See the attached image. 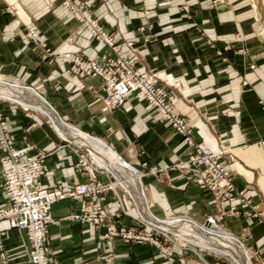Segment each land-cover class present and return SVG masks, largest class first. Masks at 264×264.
<instances>
[{
	"label": "crops",
	"instance_id": "obj_1",
	"mask_svg": "<svg viewBox=\"0 0 264 264\" xmlns=\"http://www.w3.org/2000/svg\"><path fill=\"white\" fill-rule=\"evenodd\" d=\"M80 1L120 48L133 44L138 70L157 74L167 84L187 133H176L137 95L120 108L100 112L103 81L77 77L62 55L92 59L107 49L91 40L56 0H0V87L5 84L0 114L17 148L43 155L40 184L68 191L90 181L91 175L75 165L84 149L92 151L72 133L101 142L140 177L139 188L127 192L133 207L121 199L126 188L114 186L109 172L93 173L95 182L111 184L120 199L109 190L103 195L113 213L104 227L67 219L80 214L86 200L55 203L45 245L50 264H201L196 248L162 243L158 235L153 237L163 250L133 238L108 239L106 228L114 224L137 233L141 226L133 218L146 215L153 226L190 242L195 228L213 225L205 215L215 205L214 216L229 234L226 240L240 247L249 264H264V40L252 36L253 0H229V5L220 0ZM30 29L38 41L28 38ZM23 88L47 98L66 126L41 111L42 102ZM197 144L225 150L219 162L235 189L249 199L246 207L234 202L237 214L201 188L192 213V202L182 206L190 190L176 168L186 165ZM7 203L0 170V209ZM28 251L25 232L0 221V264H29Z\"/></svg>",
	"mask_w": 264,
	"mask_h": 264
},
{
	"label": "built area",
	"instance_id": "obj_2",
	"mask_svg": "<svg viewBox=\"0 0 264 264\" xmlns=\"http://www.w3.org/2000/svg\"><path fill=\"white\" fill-rule=\"evenodd\" d=\"M56 1L70 11L73 19L89 33L91 40L107 49V52L98 54L92 59H84L75 53H66L62 56L68 61L70 70L77 77L98 78L103 81L105 94L101 99L100 112L109 113L111 110L120 108L132 95L141 96L148 106L158 112L161 120L169 124L176 133L185 135L186 126L174 112V96L166 88L167 84L159 81L157 74H147L137 69L133 44L128 42L126 50H123L82 6H78L73 0ZM28 38L39 40L37 32L31 29ZM84 150L85 155L79 156L75 168L77 171L91 175L88 183L68 191L61 188H44L39 182L44 170L43 155L32 153L30 147L17 148L0 114V170L3 176V190L8 202L6 208L0 209V221H6L11 229L25 232L29 245V264H50L45 245L49 236L48 228L53 223L51 208L55 203L67 199L87 201V207L80 214H72L68 217L72 222L98 228L104 227L111 219L113 213L104 204L103 195L108 190L114 193V190L111 184L105 186L95 182L93 174L108 172L98 167L92 161L90 153ZM224 154L223 149L214 152L205 145L197 144L193 146L186 162L189 167L200 169L202 186L213 193L217 199L223 200L227 206L232 204V211L237 214L234 202L246 207L249 199L245 191L235 189L229 175L220 164L219 158ZM115 197L118 201L120 200L116 194ZM130 202L132 203V200ZM122 212L129 216L127 212L123 210ZM133 220L140 226H147L141 222V217L133 218ZM148 225L152 227H148L149 231L155 234L149 233L142 236L113 224L106 228L105 236L108 239L133 238L163 250L153 235L160 234L165 240L171 242V234L157 229L150 223Z\"/></svg>",
	"mask_w": 264,
	"mask_h": 264
},
{
	"label": "rangeland",
	"instance_id": "obj_3",
	"mask_svg": "<svg viewBox=\"0 0 264 264\" xmlns=\"http://www.w3.org/2000/svg\"><path fill=\"white\" fill-rule=\"evenodd\" d=\"M73 2L75 4H77L78 6H80V7L82 6L84 8V10H86L87 13L92 17V19L95 20V21H97V18H94V16L92 15V12L86 6V4H85L86 2L80 1V0H73ZM253 2L256 5V19H254V18L252 19V24H253V33H252V36L255 37V38H259V39H263L264 40V34H263L264 33V5H263L264 0H253ZM219 4L220 5H225V4L226 5H229L230 3H229V0H220V3ZM76 23L78 24V22H76ZM108 36L111 37V38H113L109 34H108ZM3 85H5V84H3ZM3 85H1L0 89H3L4 88ZM92 153H93V157L96 159V156H95L94 151ZM100 157H101V160H102L104 156H102L100 154ZM100 157H99V159H100ZM96 162H97V160H96ZM99 166H101L102 168L106 169V171L109 172L116 179V181L113 180L114 186H119L121 188L120 190H122L123 187L126 188L125 189L126 191H123V192L120 193L121 199L124 200V201H126V202H130L131 201L130 195L127 192H128V190L131 189V187H129L126 184H122L118 180L119 178L116 177L117 175L115 173H113L111 170H108L103 165H99ZM187 167H189V166L188 165L187 166H185V165L180 166V164H179L178 167L176 168V170L181 174L180 176H182V178H180V179H184L186 181V185L188 186V190H190L189 194H186V195H183L182 196V200H181L182 202H181V204H182V206H184V204H186L185 202H188V203L189 202L190 203L192 202V205L190 204V207L188 209L192 213V211H194V209L197 207V203L195 202V200H196V194L198 195V193L200 192V188L201 187L203 188V186H202V184L200 182L201 175H197V172H194V173H196V175H193V174H190V173L188 174ZM143 168H145V166H143ZM189 168H191V169H198L199 170V168H195V167H192V166H190ZM133 170L135 172V175H134L135 178H132V182H134V179H135L138 182V185H139L140 184V177L137 174V170H135V169H133ZM149 171L151 172L152 170L149 169ZM203 189H205V188H203ZM207 192H209V191H207ZM209 193H211V192H209ZM211 194L213 195V197L211 196ZM211 194H209L210 197L211 198H214V201L217 200V197L213 193H211ZM231 205L232 204L228 205L227 207H229L230 210L232 211ZM234 209L237 212L240 210V209H238V207H236V205H235ZM216 210H217V208H216V205H215V211ZM132 211L135 212L134 209ZM144 216H146V215H143L142 216V218L144 220L141 218V222L147 224V226H142L141 225V228H138V231L135 234H138V235L141 234L142 236L143 235H146V234H149V233H154L155 234V232L149 231L148 227L149 228H152V227L150 225H148L150 222H148V220L145 219ZM205 216L206 217H212L217 226L211 225V226H208V227H206L204 229L203 228H199V229L198 228H195V230L197 231L196 233H204L205 232L206 234L208 233V235L212 234V232H214V233H220L223 239H228V240L230 239L229 238V234H226V233H223L222 232V231H225V232L228 233V231H226L224 229V227L220 225V223L218 222V220L215 218L214 214L211 215V214L207 213ZM67 219H68V217H67ZM187 219L191 220V218H187ZM208 228H210V229H208ZM218 229H220L221 232H219ZM157 235L158 236H161V238H162L161 242L163 243L164 240H165L164 237L162 235H160V234H156V236ZM170 240H171V242H169V241H167V242L172 243V245L175 246V247L177 245V246H179L181 248L189 249V250L190 249L192 250V249H195L196 248V250L199 251L197 253V257H199L198 260H199V262L201 264H204V262L202 260H206V261H208L210 263H213L214 262V263H220V264H238L231 256L224 255V254H222L220 252H217L215 250H206L204 248H199L200 246L199 247H197V245L195 246L194 244L191 243V241L189 242L187 239H186V242H185V241H183L181 239H178L177 237L171 235L170 236ZM156 241L159 242L157 239H156ZM159 244H160V242H159ZM250 261H251V259H250ZM251 263H252V261H251Z\"/></svg>",
	"mask_w": 264,
	"mask_h": 264
},
{
	"label": "bare ground",
	"instance_id": "obj_4",
	"mask_svg": "<svg viewBox=\"0 0 264 264\" xmlns=\"http://www.w3.org/2000/svg\"><path fill=\"white\" fill-rule=\"evenodd\" d=\"M69 13H70V11H69ZM70 15L73 18L71 13H70ZM22 91L27 92V93L32 94V95L34 94L36 96V98H38L42 102L38 106L39 109H41V111L44 110L48 114V116H50L51 118L54 119V117L52 115V113H53L56 116V118L60 121V123L64 126H66L60 120V118L58 117V115L54 111L53 107L51 106V104L47 98H45L43 95L31 90L30 88H23ZM37 103H39V102H37ZM104 114H106V113H104ZM71 135L75 138V140L78 143L88 147L92 152L94 151L96 159L93 157V155H92L93 153L90 155H91V159L94 163L97 160V162L95 164L98 167L102 168L99 165H103L108 170H111L113 173H115L117 175L116 177L119 178L118 180L122 184H126L129 187H133L134 191H136L139 188L138 182L135 179H134V182H132V178H135L134 171L127 164H125L123 161H121L115 154L110 152L101 142L94 140V139H91L87 136H83L82 134H79V133H72ZM99 153L102 156H104L102 159L103 161L101 160ZM99 157H100V159H99ZM185 164L187 165V162ZM102 169H104V168H102ZM104 170L106 171V169H104ZM187 172H188V174L189 173L192 174L194 172H197V175L201 174L200 169L199 170L198 169H191L189 167H187ZM194 174L196 175V173H194ZM111 187H112V185H111ZM203 188L201 187L202 190L206 191V189H203ZM207 193H209V192H207ZM209 194H211V193H209ZM211 196L213 197L212 194H211ZM214 212H215V208H213L211 215H213ZM205 221H208V222L212 223L213 225H216V223L214 222L212 217H206ZM204 225L206 227L209 226V224L207 222ZM188 231L190 232V230H188ZM195 232L196 231L192 232L193 237L190 238L191 243H193L194 245H200L202 248H204L206 250H215V251L219 250L221 253H224L225 255L231 256L238 264H247L248 263L247 259L243 255V251L240 249V247H238L236 244L232 243L231 241L223 239L221 235H217V234L208 235V233L207 234L206 233H200V234L197 233L196 234ZM196 235L199 237V239L196 238ZM235 241L237 243L241 244V242L238 238H235Z\"/></svg>",
	"mask_w": 264,
	"mask_h": 264
}]
</instances>
